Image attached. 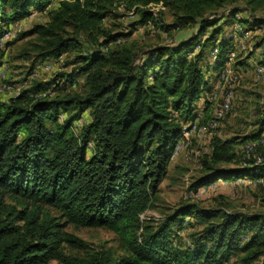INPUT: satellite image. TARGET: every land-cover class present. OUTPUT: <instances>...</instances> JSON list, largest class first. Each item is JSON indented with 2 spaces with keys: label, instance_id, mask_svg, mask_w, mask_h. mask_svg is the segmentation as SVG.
Masks as SVG:
<instances>
[{
  "label": "trees",
  "instance_id": "1",
  "mask_svg": "<svg viewBox=\"0 0 264 264\" xmlns=\"http://www.w3.org/2000/svg\"><path fill=\"white\" fill-rule=\"evenodd\" d=\"M234 4L227 17L239 22L244 34L250 29L236 14L263 11L264 0H0V39L4 28L32 9L47 14L46 22L34 23L22 34L35 35L33 55L24 57L58 59L71 48L79 50V35L95 49L75 57L84 74L83 92L70 89L75 73L69 79L61 73L45 87L35 83L0 101V264L54 259L62 264H225L233 256L237 264H264V213L228 212L218 201L220 207L214 209L185 203L159 219L141 218L157 197L184 124L197 119V101L209 94L206 74L215 71L217 76L227 61L232 38H218L219 22L226 17L219 12ZM119 5L138 15L128 32L104 25ZM164 8L173 23L163 28L197 26L195 33L147 49L137 41H122L138 25H158L162 13L158 20L157 13ZM252 18L256 25L264 24L263 17ZM4 45L8 42L0 41V68ZM195 47L199 49L192 54ZM257 47L261 63L264 35ZM238 57L234 69L249 60ZM58 85L68 89L58 92ZM46 87L53 93L41 95ZM60 113L66 115L63 120ZM203 113L198 126L209 118ZM257 126L241 139L212 136L189 190L196 193L218 180L250 179L263 184L262 191L264 110ZM249 142L254 146L239 153L238 145ZM231 163L235 165L228 168ZM192 218L203 224L190 235L192 244H174L173 228ZM64 222L113 231L123 254L86 249L83 239L62 229ZM66 245L86 253L66 254Z\"/></svg>",
  "mask_w": 264,
  "mask_h": 264
},
{
  "label": "rangeland",
  "instance_id": "2",
  "mask_svg": "<svg viewBox=\"0 0 264 264\" xmlns=\"http://www.w3.org/2000/svg\"><path fill=\"white\" fill-rule=\"evenodd\" d=\"M53 3L51 8L55 6ZM236 5L228 6L219 12L220 15L225 14L226 17L219 22L222 33L218 38H222L223 35L232 38V48L229 50L227 61L217 76L215 71L206 74V79L212 83V88H210L208 96L197 101L196 106L199 113L197 119L192 123L184 124L183 136L174 145L166 176L158 187L157 197L152 206L143 212L142 220L159 219L164 213H168L185 203H198L199 206L212 209L221 206L233 213H264V189L262 191L260 189L263 184L258 186L256 182L250 179L218 180L209 186L200 188L196 193L191 192L188 188L194 178L200 175L201 157L209 152L211 137L216 135L223 139L232 137L241 139L249 135L257 129V119L264 110V61L258 63L261 51L257 47V43L264 35V24L256 25V21L252 18H264V10L251 12L243 8L242 12L236 14L235 19L246 23L250 29L243 34L239 22L232 23L233 21L227 17V14ZM239 5L243 7V2L240 1ZM132 10H125L122 5L117 6L113 12L115 17L104 19V25L115 32L122 29L128 32L133 21L138 19V15ZM156 19H159L158 25L153 22L138 25L132 29L131 36L122 39V41H137L139 47L145 49L158 45H170L193 35L197 27L189 26L181 29L171 27L167 28L169 31H165L167 29L163 27L173 23L172 15L166 8L158 11ZM46 21L47 14L45 12L32 9L28 17L11 23L10 28L9 26L4 28L0 41L2 45L5 42H8V45H4L5 55L0 68V101L9 100L15 93L19 94L23 89L26 90L35 83H37L35 85H38V88L45 87L61 73L65 79H69L67 77L69 73H75V85H72L70 89L78 92L84 91V74L80 73L79 66L81 64L76 61L75 57L95 50L84 35L78 37L79 50L71 48L58 59L33 60V56H23L32 54L35 35L22 34L29 30L34 23ZM198 49L195 47L192 54H195ZM216 53L217 50L214 49L208 63H213ZM237 55H239L238 61L249 58L248 62L246 60L245 67L232 68V63ZM63 78L59 80V84L63 83ZM67 89L68 86L66 87V85H58L57 88L58 92ZM40 91L43 92L41 95H44V93L49 92L52 94L54 90L46 87ZM38 95L40 94H34V96ZM227 95L229 109L222 117L219 116V110L224 105ZM206 104L208 105L207 116L209 118L198 126L199 119L204 118L202 111ZM65 116L64 113H60L59 120H63ZM75 131H78L77 128ZM248 145H252V142L246 144V147L245 144L238 145V152H243V149H246ZM234 165L231 163L227 167ZM224 166L226 167V165ZM218 201H222V205L218 206ZM43 208L52 215H58L52 207L44 206ZM63 224L62 229L64 231L72 233L86 242V249L109 250L114 256L123 254L120 239L113 231L104 227H75L66 222ZM202 227L203 224L198 220L187 219L181 228H173L174 235L171 240L174 244L186 248L192 244L190 235ZM63 252L66 254L78 253V255L86 253L85 250L71 249L68 245L64 247ZM48 264L62 263L54 259L50 260ZM225 264H237V257H230Z\"/></svg>",
  "mask_w": 264,
  "mask_h": 264
},
{
  "label": "built area",
  "instance_id": "3",
  "mask_svg": "<svg viewBox=\"0 0 264 264\" xmlns=\"http://www.w3.org/2000/svg\"><path fill=\"white\" fill-rule=\"evenodd\" d=\"M9 28H10V26H9ZM107 49V47H105L104 48V50H106ZM58 58H60V56L58 57ZM18 94H14L13 95V97H16ZM211 98V97H210ZM227 99H228V95L226 96V99H225V102H224V105L222 106V108H220V110H219V116H225V113H226V105H227ZM194 127V126H193ZM186 135V134H185ZM261 143H263L264 144V139H262L261 140ZM254 142L252 143V145H248L247 146V149L248 150H250L253 146H254ZM260 159L259 158H257V161H259Z\"/></svg>",
  "mask_w": 264,
  "mask_h": 264
},
{
  "label": "crops",
  "instance_id": "4",
  "mask_svg": "<svg viewBox=\"0 0 264 264\" xmlns=\"http://www.w3.org/2000/svg\"><path fill=\"white\" fill-rule=\"evenodd\" d=\"M211 84V87L210 88H212V83H210ZM206 107H203V111L202 112H208V105H205ZM203 115H204V113H202Z\"/></svg>",
  "mask_w": 264,
  "mask_h": 264
},
{
  "label": "bare ground",
  "instance_id": "5",
  "mask_svg": "<svg viewBox=\"0 0 264 264\" xmlns=\"http://www.w3.org/2000/svg\"><path fill=\"white\" fill-rule=\"evenodd\" d=\"M229 109V106L228 105H226V112H227V110ZM223 117V116H222ZM143 215V214H142Z\"/></svg>",
  "mask_w": 264,
  "mask_h": 264
}]
</instances>
